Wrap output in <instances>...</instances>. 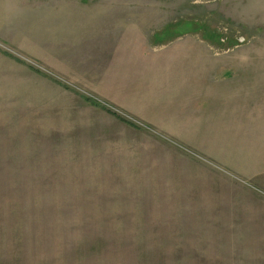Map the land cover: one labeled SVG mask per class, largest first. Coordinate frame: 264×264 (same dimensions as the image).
I'll use <instances>...</instances> for the list:
<instances>
[{
    "label": "rangeland",
    "instance_id": "374dc122",
    "mask_svg": "<svg viewBox=\"0 0 264 264\" xmlns=\"http://www.w3.org/2000/svg\"><path fill=\"white\" fill-rule=\"evenodd\" d=\"M263 107L264 0H0V264H264Z\"/></svg>",
    "mask_w": 264,
    "mask_h": 264
},
{
    "label": "crops",
    "instance_id": "0c3cea01",
    "mask_svg": "<svg viewBox=\"0 0 264 264\" xmlns=\"http://www.w3.org/2000/svg\"><path fill=\"white\" fill-rule=\"evenodd\" d=\"M264 108V107H263ZM263 108H251V109H249L248 111H247V116L248 117H253V116H256V117H258V118H260L261 119V114H257V115H255L257 112L258 113H261V111H262V109ZM239 115V114H238Z\"/></svg>",
    "mask_w": 264,
    "mask_h": 264
}]
</instances>
